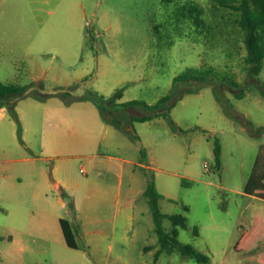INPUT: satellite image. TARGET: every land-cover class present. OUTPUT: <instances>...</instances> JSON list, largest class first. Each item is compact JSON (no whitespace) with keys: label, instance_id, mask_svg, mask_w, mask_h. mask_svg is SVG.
<instances>
[{"label":"rangeland","instance_id":"374dc122","mask_svg":"<svg viewBox=\"0 0 264 264\" xmlns=\"http://www.w3.org/2000/svg\"><path fill=\"white\" fill-rule=\"evenodd\" d=\"M195 5L207 24H216L214 0H0V81L28 84L46 95L17 99L24 141L8 105H0V264H256L247 256L263 243L250 251L248 244L241 250L236 245L256 216L264 220V199L245 192L264 144V132L250 133V126L264 127L259 85L242 98L226 91L248 123L226 113L211 85L186 93L173 106L177 126L164 115L132 121L147 111L143 106L114 108L110 119L117 117L129 131L120 128L117 134L133 145L110 152L136 162L127 164L136 168L134 180L127 168L122 184L118 169L91 172L81 156L94 151L77 144L85 136H106L97 123L99 106L78 96L94 90L109 96L121 89V102L152 104L196 88L179 82L172 91L176 75L208 65L244 81V44L237 49L217 34L212 45L190 17ZM259 80L264 84V64ZM147 151L154 168L144 170L137 163L152 161ZM56 173L78 184L81 220L60 204ZM144 173L157 175L159 191L172 196L160 199L161 210L187 216L177 238L207 254L208 263L162 246L145 193L137 195L135 217L120 218L129 188H146ZM44 177L50 187L41 197L37 183ZM98 182L107 193L87 196ZM59 214L70 220L78 247L67 244ZM173 227L165 216L163 228L171 232Z\"/></svg>","mask_w":264,"mask_h":264},{"label":"trees","instance_id":"16d2710c","mask_svg":"<svg viewBox=\"0 0 264 264\" xmlns=\"http://www.w3.org/2000/svg\"><path fill=\"white\" fill-rule=\"evenodd\" d=\"M214 7L218 9L217 17H219L215 25L206 23L203 17V9L197 5L190 6V17L202 34H205L206 39L212 42V45L217 34L221 39L237 46V49L238 46L240 48V42L244 44L246 48V54L244 56L246 76L243 82L236 77L233 71L220 70L214 65H208L188 67L182 73L176 75L172 91L179 82L194 83L197 85L196 88L183 89L176 96L169 93L160 98L156 103L151 104L142 99L121 102L119 101L122 96L121 89H118L114 94L109 96L94 90L90 95H81L76 98L93 99L99 106L105 121L114 123L118 127L123 128L124 131H128L117 117L110 119V114L114 108L143 106L147 111L133 115L131 117L132 121H146L164 115L169 118L174 126H177L175 120L171 117L173 106L186 93L199 91L201 87L211 85L216 98L223 105L226 113L234 118H242L243 121L248 123L246 119L234 110L226 91L230 90L236 97L242 98L246 96L252 85L257 84L264 92V84L259 80V74L264 64V0H214ZM220 10L223 11L219 14ZM31 94L40 99L46 98V95L34 91L28 84L0 81V105H8L12 115L19 124V136L22 141H24L22 135L23 127L17 110V99ZM76 98H72L69 101L72 102ZM262 132H264L263 126L258 130L250 126L251 134L258 135ZM215 156L216 163L220 167L221 144L219 142L216 143ZM245 192L264 199V144L260 147L253 171L247 181ZM61 193L68 201L69 208L75 210L74 198L65 189H61ZM145 194L149 196L150 207L154 214L156 230L162 246L170 251L180 250L184 257H195L200 262L208 263L210 257L207 254L197 250L191 244L183 243L177 238L179 227L187 226V216L182 213L169 215L161 210L159 201L165 197V194L159 191L154 175L148 178ZM185 207L188 209L187 205ZM165 216H169L173 220L174 227L171 232L163 228V219ZM60 223L67 244L71 247H78L70 220L61 217ZM255 243L264 244V220L261 221L258 216L254 218L252 226L244 231L236 245V249L241 250L248 244L250 251ZM247 258L249 261L256 262V264H264V248L258 250L255 254L249 253Z\"/></svg>","mask_w":264,"mask_h":264},{"label":"crops","instance_id":"0c3cea01","mask_svg":"<svg viewBox=\"0 0 264 264\" xmlns=\"http://www.w3.org/2000/svg\"><path fill=\"white\" fill-rule=\"evenodd\" d=\"M148 121V120H146ZM145 122V121H144ZM98 124H102V128H105L106 136L102 139H96L94 137H89L85 136L81 139H78L77 144L80 147H83L85 149H91L94 152L92 154H85L81 156L84 160H87L89 162L90 168L89 170L91 172L97 171L99 175H103L105 171H109L111 169H118L120 172V177H121V182L122 184L123 181V176L127 168L130 170V175L131 178L134 180L135 174H136V168L133 167L132 165L128 166L127 164H132L136 163L133 160H130L128 158H122L120 156L112 154L110 151L120 148V147H125L127 145H133L132 139L126 138V137H121L117 134V131L120 130V127H118L116 124L111 123L109 121H105L104 118L101 116L99 117V121H97ZM146 159H152L151 154L149 151H147L146 154ZM153 159L152 161H139L137 164H140L144 170L148 168H154L153 166ZM81 170L83 172H86L87 174L89 173L87 171V168L82 165ZM146 183L148 182L147 174L144 173ZM188 177V176H185ZM158 176L156 175V184L158 181ZM131 179V180H132ZM55 181L57 187L61 189H65L73 198L75 201V219L78 218L81 220L82 218V204L80 201L79 196L77 195V188L78 184L72 183L67 175H60L57 174L55 175ZM39 186V192L41 197L43 194L48 195V189L50 187V181H48L47 177H44V182L42 183H37ZM157 187L159 188V185L157 184ZM147 188V186H146ZM146 188L143 189H137L134 190L133 187L131 186L128 190V197H127V205L126 207L122 210V212L119 214L121 219L124 220H132L135 217V214L133 212L136 200H137V195L142 192L145 193ZM108 187H106L104 184L95 183V186H89L87 189V196H92L93 192H101L103 195L107 193ZM165 194V197L162 199H171L172 196L168 192L161 191ZM59 202L62 206H68V201L61 195ZM63 216H60L59 214V220ZM71 223V222H70ZM72 225V224H71ZM73 228V227H72ZM63 230V229H62ZM74 231V229H73ZM64 233V232H63Z\"/></svg>","mask_w":264,"mask_h":264}]
</instances>
